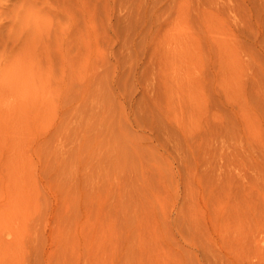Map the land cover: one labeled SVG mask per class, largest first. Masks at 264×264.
Masks as SVG:
<instances>
[{"label": "rangeland", "instance_id": "1", "mask_svg": "<svg viewBox=\"0 0 264 264\" xmlns=\"http://www.w3.org/2000/svg\"><path fill=\"white\" fill-rule=\"evenodd\" d=\"M2 10L0 264H264V0Z\"/></svg>", "mask_w": 264, "mask_h": 264}, {"label": "bare ground", "instance_id": "2", "mask_svg": "<svg viewBox=\"0 0 264 264\" xmlns=\"http://www.w3.org/2000/svg\"><path fill=\"white\" fill-rule=\"evenodd\" d=\"M6 3H7V2H6ZM15 3H16V2H15ZM17 3H18V2H17ZM13 7H14V6H13ZM11 9H12V8H11ZM2 11H3V10H2ZM4 11H5V9H4ZM4 11H3L2 13L0 12V14L5 13ZM6 12H7V10H6ZM18 12H19V11H18ZM2 16H3V15H2Z\"/></svg>", "mask_w": 264, "mask_h": 264}]
</instances>
